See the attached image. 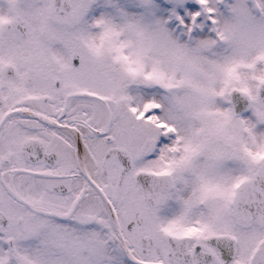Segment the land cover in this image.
<instances>
[{
    "label": "snow or ice",
    "instance_id": "1",
    "mask_svg": "<svg viewBox=\"0 0 264 264\" xmlns=\"http://www.w3.org/2000/svg\"><path fill=\"white\" fill-rule=\"evenodd\" d=\"M0 264H264V0H0Z\"/></svg>",
    "mask_w": 264,
    "mask_h": 264
}]
</instances>
